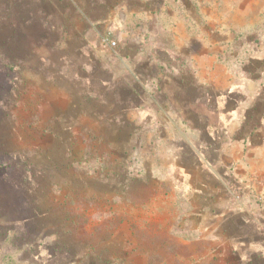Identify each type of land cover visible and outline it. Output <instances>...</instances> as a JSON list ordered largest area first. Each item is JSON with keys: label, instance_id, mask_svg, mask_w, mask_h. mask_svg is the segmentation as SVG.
<instances>
[{"label": "rangeland", "instance_id": "rangeland-1", "mask_svg": "<svg viewBox=\"0 0 264 264\" xmlns=\"http://www.w3.org/2000/svg\"><path fill=\"white\" fill-rule=\"evenodd\" d=\"M0 36V264L232 259L195 162L264 141V0H0Z\"/></svg>", "mask_w": 264, "mask_h": 264}, {"label": "crops", "instance_id": "crops-1", "mask_svg": "<svg viewBox=\"0 0 264 264\" xmlns=\"http://www.w3.org/2000/svg\"><path fill=\"white\" fill-rule=\"evenodd\" d=\"M247 67L248 72L259 73L251 78L257 79L264 72V67H258L255 63ZM127 87L131 94H137L135 84ZM203 98L201 96L199 102L208 107V99ZM216 101V114H239L238 109L236 111L238 104L232 97H228L224 103ZM257 104L255 101L254 105ZM240 134L239 130L237 133L230 132L228 127L219 126V143L201 148L199 162H195V165H201L206 182L197 194L212 201L209 208H204L202 215L216 218L213 225L216 237L219 234V247L228 246L232 254V259L225 261L223 251L219 250V264H264V201L260 205L253 200L255 194H264V141L257 136L261 134L260 130L243 133V139L238 138ZM222 136L232 138L223 142ZM215 165L219 167V174L213 172ZM209 182L214 185H208ZM237 187L243 188L245 193L241 201L237 197H242L235 193Z\"/></svg>", "mask_w": 264, "mask_h": 264}, {"label": "trees", "instance_id": "trees-1", "mask_svg": "<svg viewBox=\"0 0 264 264\" xmlns=\"http://www.w3.org/2000/svg\"><path fill=\"white\" fill-rule=\"evenodd\" d=\"M8 12V11H7ZM12 21V20H11ZM11 21L9 22L10 24H11ZM11 26V25H10ZM2 30V29H1ZM5 43H6V40L4 39V37H2V36H0V48L3 46V45H5ZM13 62V60H9L8 59V61L7 62H1L0 61V68H2V69H10L9 68V65H11V63ZM1 82V81H0ZM4 143H2V144H0V155H1V153L4 151ZM6 153V152H5ZM4 153V154H5ZM0 159H1V156H0ZM2 167H4L3 165H2ZM1 167V168H2ZM29 171V170H28ZM32 183H36V182H34V181H32ZM185 199V198H184ZM183 217H185L183 214H182V217H181V219L180 220H182L183 219ZM178 228H180V227H177V229H176V231H178L179 229Z\"/></svg>", "mask_w": 264, "mask_h": 264}, {"label": "built area", "instance_id": "built-area-1", "mask_svg": "<svg viewBox=\"0 0 264 264\" xmlns=\"http://www.w3.org/2000/svg\"><path fill=\"white\" fill-rule=\"evenodd\" d=\"M111 44H112V45H116V42H112Z\"/></svg>", "mask_w": 264, "mask_h": 264}]
</instances>
